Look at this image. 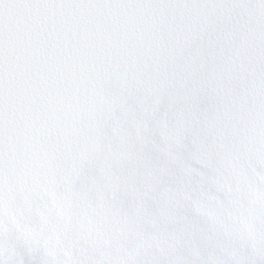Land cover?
Instances as JSON below:
<instances>
[{"label": "snow or ice", "instance_id": "snow-or-ice-1", "mask_svg": "<svg viewBox=\"0 0 264 264\" xmlns=\"http://www.w3.org/2000/svg\"><path fill=\"white\" fill-rule=\"evenodd\" d=\"M0 264H264V0H0Z\"/></svg>", "mask_w": 264, "mask_h": 264}]
</instances>
